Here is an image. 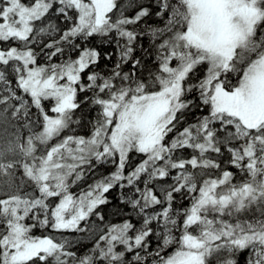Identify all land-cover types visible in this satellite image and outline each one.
I'll use <instances>...</instances> for the list:
<instances>
[{
  "label": "snow or ice",
  "instance_id": "snow-or-ice-1",
  "mask_svg": "<svg viewBox=\"0 0 264 264\" xmlns=\"http://www.w3.org/2000/svg\"><path fill=\"white\" fill-rule=\"evenodd\" d=\"M0 264H264V0H0Z\"/></svg>",
  "mask_w": 264,
  "mask_h": 264
},
{
  "label": "trees",
  "instance_id": "trees-1",
  "mask_svg": "<svg viewBox=\"0 0 264 264\" xmlns=\"http://www.w3.org/2000/svg\"><path fill=\"white\" fill-rule=\"evenodd\" d=\"M110 199H111L112 202L105 207V212L106 213H110V212H113V211L116 210V206L118 204V200H117V193L115 191H113L110 194ZM108 218L109 219H116L115 217H111V216H109Z\"/></svg>",
  "mask_w": 264,
  "mask_h": 264
}]
</instances>
